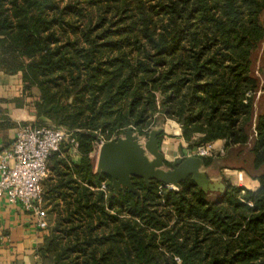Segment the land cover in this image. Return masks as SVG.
Instances as JSON below:
<instances>
[{
  "label": "trees",
  "instance_id": "trees-1",
  "mask_svg": "<svg viewBox=\"0 0 264 264\" xmlns=\"http://www.w3.org/2000/svg\"><path fill=\"white\" fill-rule=\"evenodd\" d=\"M262 41L264 0H0V63L28 95L38 89L33 125L79 142L49 157L43 264H264V85L252 71ZM167 119L183 123L190 150L242 147L258 173L238 168L259 186L227 182L219 196L191 177L179 189L135 178L141 196L115 193L96 172L98 137Z\"/></svg>",
  "mask_w": 264,
  "mask_h": 264
},
{
  "label": "crops",
  "instance_id": "crops-1",
  "mask_svg": "<svg viewBox=\"0 0 264 264\" xmlns=\"http://www.w3.org/2000/svg\"><path fill=\"white\" fill-rule=\"evenodd\" d=\"M23 86L21 74L5 72L0 63V151L13 143L20 126L26 123L33 124L37 120L34 102L38 98V89L33 88V95H28L27 92H24ZM166 122V125L179 130V132L173 133L176 136L173 138L177 140V146L175 147L168 138V142L165 141V144L167 142L168 145L165 149L162 148L166 156L170 154L173 159L178 157L177 149L187 151L185 150L187 143L182 137L180 125L172 119H167ZM163 133V137L172 134L167 130ZM213 142L218 147H224L222 156L226 155L227 157L231 154L234 155V159H241L238 155H240L242 147L236 146L227 151L223 139ZM223 160H225L224 157ZM241 165V167L245 166L244 163ZM211 167L214 170L222 171L223 174L234 168L231 164L218 161L216 166ZM238 167L239 165L234 170L242 171L243 174L240 173L239 176H244L245 184L250 186L248 188H257L259 181L245 169ZM44 236L45 234L37 226L32 212L25 210L21 205H13L5 198H0V264H43L37 253V248L43 242Z\"/></svg>",
  "mask_w": 264,
  "mask_h": 264
},
{
  "label": "built area",
  "instance_id": "built-area-1",
  "mask_svg": "<svg viewBox=\"0 0 264 264\" xmlns=\"http://www.w3.org/2000/svg\"><path fill=\"white\" fill-rule=\"evenodd\" d=\"M148 130L146 129L145 133ZM141 135L143 134H139L141 142L144 143L147 139ZM113 137L117 136L111 138ZM110 139L99 136L95 142V151L98 152L101 144ZM64 142L71 143L74 152L78 151L79 142L67 129L26 123L18 129L13 143L0 151V198H5L10 204L21 205L25 210L32 212L37 226L45 235L49 222L43 204V181L50 173L48 162L50 155L59 151ZM214 153L224 154V147L209 142L198 146L193 152L187 153V156L207 157ZM100 189L106 191L105 182Z\"/></svg>",
  "mask_w": 264,
  "mask_h": 264
},
{
  "label": "water",
  "instance_id": "water-1",
  "mask_svg": "<svg viewBox=\"0 0 264 264\" xmlns=\"http://www.w3.org/2000/svg\"><path fill=\"white\" fill-rule=\"evenodd\" d=\"M165 131L162 125L152 127L143 143L134 128L128 127L122 135L101 144L96 172L110 178L115 193L127 189L141 196L135 186V178L143 180L146 185L156 180L165 186L171 185L179 189L181 182L191 177L206 194L224 196L227 191L224 176L220 174L211 177L204 158L195 155L185 157L181 154L179 157L168 159L159 141V136ZM167 162L171 163L168 168Z\"/></svg>",
  "mask_w": 264,
  "mask_h": 264
},
{
  "label": "rangeland",
  "instance_id": "rangeland-1",
  "mask_svg": "<svg viewBox=\"0 0 264 264\" xmlns=\"http://www.w3.org/2000/svg\"><path fill=\"white\" fill-rule=\"evenodd\" d=\"M263 53H264V41H262L259 44V46L257 47V49L255 50V52H254V54L252 56V71H253V73L255 75H257L259 77H262V85H264V77L260 73V67L262 65ZM261 92H262L261 90L258 91L257 98H259V96L261 95ZM261 102H262V100H258L257 107H259V106L261 107ZM260 107L258 109H260ZM166 121L162 123V120H161V124L160 125L159 124L157 125V126H161V125L164 126L167 131H169L170 133H172L170 135H167V137H163L162 138L163 141L160 143V145H161V148H164V149L168 145L167 144L168 138H169V140L172 143H174L175 147L177 146L176 145L177 140L173 138V137H176V136H174L173 133H176V130L175 129H177V128H172L171 126L166 125V123H167ZM173 121H175V120H173ZM175 122H177V121H175ZM177 123L181 127V124L179 122H177ZM155 126H152V127H155ZM151 128L148 130V132H146L145 134H143L141 136H143V138L147 139ZM181 129H182V127H181ZM136 133H138V132H136ZM172 138H173V140H172ZM166 140H167V142L165 144V141ZM185 150H187V151H184L183 149H177V151H178L177 156L179 157V156H181V154H183L185 157H187V153L193 152L195 149L194 150H190V149L186 148ZM217 155H219V156H217ZM222 155H224V154H220V153H214L213 154V156H216L217 157L218 162H225L227 164L233 165L234 167H236L237 165L240 166V164H242V162H241L242 158L249 161V155H248V152L247 151H242V153L240 154V158L241 159H239V160L234 159V157H233L234 155H231V154L228 155L227 157H226V155L225 156H222ZM93 157L95 158V163H97V157H98V152L97 151H95L93 153ZM167 157H169V159H172V156L170 154H168ZM199 157H201V156H199ZM223 157L225 158V160H223ZM170 166H171V163L170 162H167L166 163V168H168ZM245 166H247L249 168V170H248V171H250L249 173H251V174H257L258 173L257 171H254L251 168V166H250L249 163H245ZM234 169L235 168L231 169L230 171H226V172H224L225 174H223L222 171L214 170L211 166H207L208 173H209V175L211 177H216V176L222 174L224 176V178H225L226 183L228 182V183H230L232 185H235V186H244L246 188L250 187L249 185H246L245 184L244 176L243 175H240L239 176V174L242 173V171H236ZM168 186L170 187L169 189H174V187H172L171 185H168ZM248 189H254V188H248Z\"/></svg>",
  "mask_w": 264,
  "mask_h": 264
},
{
  "label": "bare ground",
  "instance_id": "bare-ground-1",
  "mask_svg": "<svg viewBox=\"0 0 264 264\" xmlns=\"http://www.w3.org/2000/svg\"><path fill=\"white\" fill-rule=\"evenodd\" d=\"M177 132H179V130H176Z\"/></svg>",
  "mask_w": 264,
  "mask_h": 264
}]
</instances>
